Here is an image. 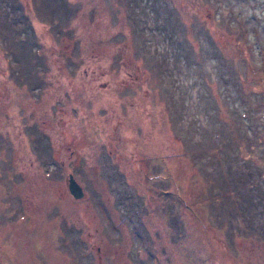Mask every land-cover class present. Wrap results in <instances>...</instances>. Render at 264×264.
I'll list each match as a JSON object with an SVG mask.
<instances>
[{"label":"rangeland","instance_id":"rangeland-1","mask_svg":"<svg viewBox=\"0 0 264 264\" xmlns=\"http://www.w3.org/2000/svg\"><path fill=\"white\" fill-rule=\"evenodd\" d=\"M253 71L264 0H0V264H264Z\"/></svg>","mask_w":264,"mask_h":264},{"label":"trees","instance_id":"trees-1","mask_svg":"<svg viewBox=\"0 0 264 264\" xmlns=\"http://www.w3.org/2000/svg\"><path fill=\"white\" fill-rule=\"evenodd\" d=\"M245 45L248 47V45H249V42L248 41H246V42H244V46L242 47V50H241V54L238 56V59H243L244 60V63H246L248 60H249V58L251 57L252 58V48H249L248 47V49H247V47H245ZM219 50V49H218ZM219 55L222 57L221 58V60L224 62H226V63H228V65L230 64V62L232 63V61H229V60H231V59H233L234 57H235V55H230L229 53H226L225 51H222V50H219ZM224 62V63H225ZM253 68L254 67H252V70H253ZM253 79L249 82V84L248 85H251L249 88H250V91L248 92V94H246L247 96H249V97H252V93H251V91H255V92H259L260 94H262L263 96V98H264V88L262 87V83H263V81L262 80H257V77L259 78V79H262L263 78V76H262V74H259V73H256V72H254L253 71ZM235 79H236V77H235ZM239 80V84L241 85V82H240V79H238ZM236 82V81H235ZM236 84V86L240 89V86L237 84V83H235ZM223 101H224V99H223ZM227 100H225V104L226 105H228L229 106V102H226ZM261 103H262V100H261ZM239 120H240V123L242 124V122H244V121H246L245 120V118H243V117H241V118H239ZM243 125V124H242ZM244 126V125H243ZM242 129H239L238 131H241ZM244 130V129H243ZM219 145V144H218ZM219 146H221V145H219ZM223 158V157H222ZM224 158H227V157H224ZM223 158V160H224V165L225 166H227V163H228V159H224ZM243 160H245V159H243ZM242 165H244V166H246L244 163L242 164ZM241 165V166H242ZM233 164L231 163V164H228V166H227V171L228 172H232V168H233ZM247 168L248 167H245L244 168V171H243V173H246V174H249L248 172H247ZM242 173V174H243ZM244 178V177H243ZM241 181H244V180H241ZM241 181H240V183H241Z\"/></svg>","mask_w":264,"mask_h":264},{"label":"water","instance_id":"water-1","mask_svg":"<svg viewBox=\"0 0 264 264\" xmlns=\"http://www.w3.org/2000/svg\"><path fill=\"white\" fill-rule=\"evenodd\" d=\"M68 188L74 197H80L84 193L82 184L77 180L72 172L68 173Z\"/></svg>","mask_w":264,"mask_h":264}]
</instances>
